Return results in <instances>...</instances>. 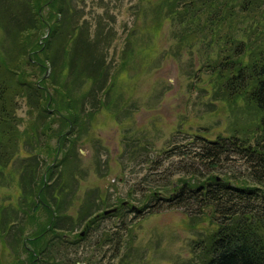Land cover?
Masks as SVG:
<instances>
[{
	"label": "trees",
	"instance_id": "trees-1",
	"mask_svg": "<svg viewBox=\"0 0 264 264\" xmlns=\"http://www.w3.org/2000/svg\"><path fill=\"white\" fill-rule=\"evenodd\" d=\"M72 1L0 0V93L6 89L3 84L11 83L25 91L29 106L36 108L29 133L24 131L28 146L34 131L40 139L47 137L52 116H57L61 130L53 134L50 164L43 169L33 160L21 164V182L32 188V208L41 207L47 214L45 225L37 234L20 238V228L0 220V234L11 249H24L27 259L22 264H75L81 260L69 258L68 248L84 240L93 252L105 246L101 259L108 264H130L131 248L124 249L119 234L124 226L97 233L96 222L105 216L95 214L98 209L90 207L77 219L84 223L82 237L64 239L75 225L60 213L68 202L67 177L62 170L58 173L63 159L57 161L56 155L67 148L69 153L75 145L69 137L74 128L89 127L98 98L109 93L104 90L112 74L105 62L110 32L103 31L99 20L91 29ZM143 11L147 14L141 26L148 41L153 43L166 25L172 56L186 53L189 66L194 55L198 58L212 102L221 103L212 112H222L225 119L223 134L192 135L196 148L191 158L198 170L189 164L175 184L162 185L165 194L173 192L164 202L205 223L190 244L188 264H264V0H147ZM139 28L138 23L140 33ZM23 66L33 68L34 82L24 79ZM0 101L1 169L13 157L7 145L16 129L7 103ZM85 104L89 110L84 122L78 116ZM44 147L50 150L48 144Z\"/></svg>",
	"mask_w": 264,
	"mask_h": 264
},
{
	"label": "rangeland",
	"instance_id": "rangeland-1",
	"mask_svg": "<svg viewBox=\"0 0 264 264\" xmlns=\"http://www.w3.org/2000/svg\"><path fill=\"white\" fill-rule=\"evenodd\" d=\"M72 3L91 29L99 20L103 31L110 32L105 62L112 74L104 90L109 93L98 98L100 105L93 112L89 127L74 128L69 137L75 139V145L69 153L67 148L56 155L57 161L63 159L57 171L61 174L62 170L61 175L67 177L68 202L60 213L70 216L75 225L71 233L64 234V239L72 242L83 232L84 223L77 219L90 207L98 209L95 214L116 208L96 222L97 233L117 231V227L124 226L119 234L124 249L131 248L130 264H188L192 256L190 244L197 240L198 229L205 223L202 218H190L181 208L164 202L173 192L165 194L162 185L175 184L183 167L189 164L198 170L197 160L191 158L196 148L192 135L223 134L224 116L222 112H212L221 103L212 102L208 76L200 70L195 55L191 66L186 64V53L177 59L172 56L168 26L162 28L153 43L146 39L141 23L147 14L143 11L147 0ZM23 67L24 79L34 82L33 68ZM3 86L6 89L0 93V99L7 103L8 117L16 133L7 145L13 157L0 169V220L20 228L16 233L20 238H29L43 228L47 214L41 207L32 208L29 198L33 192L30 185H24V179L21 182V164L33 160L42 169L50 164L52 158L48 154L56 143L53 134L61 130L57 116H52L47 120L49 137L40 139L34 131L28 146L24 131L29 133L36 108L29 106L22 89L11 83L9 87ZM88 105L82 106L85 111L81 114L80 110L78 116L84 122ZM65 130L64 127L62 131ZM45 144L50 147L47 152ZM30 174L37 181V175ZM88 202L91 203L87 205ZM1 236L4 245L0 244V264H22L27 259L24 249L20 245L11 249L6 236ZM105 249L104 246L93 252L84 240L70 245L67 256L84 263L88 259L86 264H108L106 258L101 259ZM110 264H117V260Z\"/></svg>",
	"mask_w": 264,
	"mask_h": 264
},
{
	"label": "water",
	"instance_id": "water-1",
	"mask_svg": "<svg viewBox=\"0 0 264 264\" xmlns=\"http://www.w3.org/2000/svg\"><path fill=\"white\" fill-rule=\"evenodd\" d=\"M114 211H115V209H108V210L102 211V214L103 215H107V214H110V213H112ZM80 234H82V232ZM75 264H86V263H84V262H76Z\"/></svg>",
	"mask_w": 264,
	"mask_h": 264
}]
</instances>
